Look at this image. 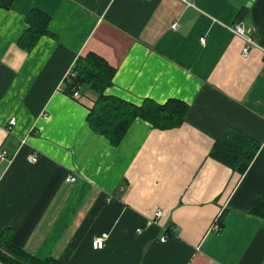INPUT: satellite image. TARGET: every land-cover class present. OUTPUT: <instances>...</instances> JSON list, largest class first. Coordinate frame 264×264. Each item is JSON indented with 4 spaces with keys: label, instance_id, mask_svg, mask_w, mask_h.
Masks as SVG:
<instances>
[{
    "label": "crops",
    "instance_id": "0c3cea01",
    "mask_svg": "<svg viewBox=\"0 0 264 264\" xmlns=\"http://www.w3.org/2000/svg\"><path fill=\"white\" fill-rule=\"evenodd\" d=\"M6 1L0 264H30L27 255L63 264H264V217L249 211L264 196V0ZM243 10L258 44L247 56L233 30ZM34 11L49 17L46 32L29 34ZM92 53L115 68L106 95L137 106L181 100L184 121L162 128L137 117L118 144L95 131L89 114L99 91L83 84L76 98L69 89L78 60ZM231 133L260 144L243 173L212 154ZM103 233L106 245L95 249Z\"/></svg>",
    "mask_w": 264,
    "mask_h": 264
},
{
    "label": "trees",
    "instance_id": "16d2710c",
    "mask_svg": "<svg viewBox=\"0 0 264 264\" xmlns=\"http://www.w3.org/2000/svg\"><path fill=\"white\" fill-rule=\"evenodd\" d=\"M0 2L5 5L9 4L6 0H0ZM246 16L247 12L243 10L239 14V21L245 19ZM28 21L30 24L29 34L36 35L40 31H47L49 17L43 12L34 11L29 15ZM75 71L76 74L72 76L69 89L87 84L99 91L100 95L90 111L89 121L95 131L106 135L115 144L121 141L129 125L137 117L147 119L155 126L162 128L176 126L184 121L188 106L181 100L170 99L166 103L160 104L147 99L142 106H137L119 97L106 95L105 89L112 84L115 68L94 53L80 58L75 66ZM259 147L260 144L254 139L243 134L232 135L231 133L217 141L212 154L220 161L243 173L256 156ZM249 211L264 217V196L257 197ZM223 217L224 214L221 219ZM16 251L21 257L25 254L23 250ZM26 260L30 264H63L51 256L40 259L27 255ZM12 262L24 264L18 261Z\"/></svg>",
    "mask_w": 264,
    "mask_h": 264
},
{
    "label": "built area",
    "instance_id": "2783aa9c",
    "mask_svg": "<svg viewBox=\"0 0 264 264\" xmlns=\"http://www.w3.org/2000/svg\"><path fill=\"white\" fill-rule=\"evenodd\" d=\"M188 3H190L191 0H184ZM179 27V23L178 22H175L173 25H172V28L174 30L178 29ZM234 32L238 35H240L241 37H243L245 39V46L243 48V54L244 56H247L251 50V48L253 46H258L257 42L254 40V38L248 34L247 32V29L246 27L244 26L243 22L242 21H239L233 28ZM203 42H205V38L203 37L201 39ZM263 52H264V49L262 48ZM74 75V74H73ZM73 96L74 97H80L81 94L78 90V88H75L74 89V92H73ZM17 123V120L16 118H12L10 120V127H9V130H11L13 128V126ZM26 140H23V143H25ZM8 152L6 150H2L0 152V158L1 159H5V157L7 156ZM31 160L32 161H36L37 160V156H33L31 157ZM77 180V177L73 174H69L68 177H67V181L68 182H75ZM161 212H157V215H160ZM214 227L216 229H219L220 228V225L218 222L215 223ZM178 231V228L176 226H173L171 227L170 229H167V232H166V235L162 238V241H166L167 238L171 235V234H175L177 233ZM107 238H108V233H103L101 236H98L97 238H95L94 242H93V246L95 249H103L106 245V241H107Z\"/></svg>",
    "mask_w": 264,
    "mask_h": 264
}]
</instances>
